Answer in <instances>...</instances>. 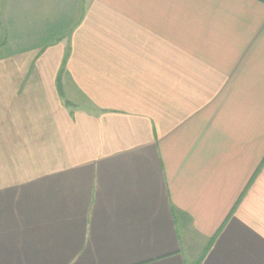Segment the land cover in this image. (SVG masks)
I'll return each instance as SVG.
<instances>
[{"label":"crops","instance_id":"obj_1","mask_svg":"<svg viewBox=\"0 0 264 264\" xmlns=\"http://www.w3.org/2000/svg\"><path fill=\"white\" fill-rule=\"evenodd\" d=\"M0 264H264V0H0Z\"/></svg>","mask_w":264,"mask_h":264}]
</instances>
